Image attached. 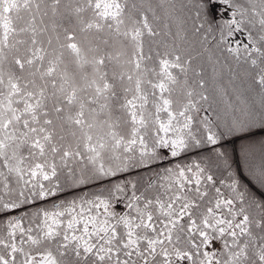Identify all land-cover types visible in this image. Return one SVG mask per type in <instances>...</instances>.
Instances as JSON below:
<instances>
[{
  "label": "snow or ice",
  "instance_id": "1",
  "mask_svg": "<svg viewBox=\"0 0 264 264\" xmlns=\"http://www.w3.org/2000/svg\"><path fill=\"white\" fill-rule=\"evenodd\" d=\"M0 264H264V0H0Z\"/></svg>",
  "mask_w": 264,
  "mask_h": 264
},
{
  "label": "trees",
  "instance_id": "2",
  "mask_svg": "<svg viewBox=\"0 0 264 264\" xmlns=\"http://www.w3.org/2000/svg\"><path fill=\"white\" fill-rule=\"evenodd\" d=\"M256 138H259V135L256 137ZM241 143V141H237V145H236V147H237V152H238V150H239V144Z\"/></svg>",
  "mask_w": 264,
  "mask_h": 264
}]
</instances>
